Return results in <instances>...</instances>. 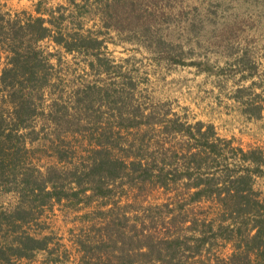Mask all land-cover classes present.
<instances>
[{"label": "rangeland", "instance_id": "rangeland-1", "mask_svg": "<svg viewBox=\"0 0 264 264\" xmlns=\"http://www.w3.org/2000/svg\"><path fill=\"white\" fill-rule=\"evenodd\" d=\"M68 2L0 0L4 18L41 14L51 28L19 50L37 63L32 78L0 88V158L11 162L0 176V264H223L241 217L221 211L215 192H194L253 166L239 149L264 161V0ZM14 90L26 101L19 115ZM196 122L212 125L215 149ZM97 141L125 162L121 175H84ZM252 175L250 196L264 202V174ZM26 235L44 249L17 256Z\"/></svg>", "mask_w": 264, "mask_h": 264}, {"label": "trees", "instance_id": "trees-1", "mask_svg": "<svg viewBox=\"0 0 264 264\" xmlns=\"http://www.w3.org/2000/svg\"><path fill=\"white\" fill-rule=\"evenodd\" d=\"M68 3L75 4V0H69ZM35 12L40 13V10L36 8ZM45 21L47 22V20L41 14L36 17L29 16L23 22H21V20L18 18H4V16L0 14V40L8 42L7 47L3 45V50L9 52L10 54L7 64L0 71L1 89L4 90L7 89L10 85L13 86V82L10 84L8 81L9 79H12L14 81L15 78H21V80L25 79V77H28L29 79L32 78L34 72L32 67L36 66L35 64L37 63L27 60L25 57L21 58L22 56L26 55V50L22 53L19 52V50L22 48L25 49V47L27 46L32 47V44H34L36 41L50 36L51 28L43 25ZM54 40L56 43H60L63 39L56 36L54 37ZM10 43L17 44L9 45ZM66 47L67 50H70L69 43L66 44ZM30 50H32V53H35L33 52V49ZM35 55L36 54L32 55V59L35 58ZM243 78H252V72L243 75ZM21 80L19 79L20 83ZM8 96L12 101V104L14 106L13 110L15 113L18 112L19 115V111L27 110V106L25 103L26 101L22 97V95L18 94L17 90H14L12 92L8 91ZM253 104L255 105L253 106L252 112H254V114L256 115H260L261 111L263 110V105L257 103ZM182 126L183 125L181 124V127ZM202 126L203 123L201 122H196L194 124L196 132L199 134V136L205 139L203 144L207 146V148L215 149L216 144L214 142H209L208 140H206L207 134H213L212 125H208L206 131H201ZM186 130L188 133H190L189 128H186ZM3 132L4 131H1V133L6 137H10V132ZM96 145L97 147H95L91 151L93 154L91 157V162L89 163V167L86 168L87 170L84 175L100 176L102 174V177L108 174L112 178L121 175V170L124 168L125 162L122 160H117L114 158V156H112V154L110 153L109 145H105L101 141H97ZM239 150L242 155V160L249 161L251 164H253V166L246 165L244 167H234L233 171L235 175H231V177L229 176V174H227V177H225L229 182L228 186L220 187L217 181L218 179H215L213 177L208 178V182L204 184V187L194 192V200L199 199L203 193L206 194V192L208 191L212 193L213 191L217 194L216 200L221 211L226 212L228 215H234L239 218L241 217L239 225L234 222L231 228L237 226L236 229H238V231H241L242 233L238 234L240 235L238 241H235L233 235L229 236L230 238H232V242H235L233 243L234 251L227 260L223 261V264H264V202L260 201L256 197V195L253 196L254 198H251L250 196V192L253 193L252 174H264V169L262 167V165H264V161H258L260 157L256 155V153L259 154V152H257L256 150L250 152H244L242 149ZM195 154L196 153H192V157H195ZM130 164L139 165V167L142 166L140 160H138V162H131ZM10 165L11 162L9 160L6 161V159L0 158V176L5 169L10 167ZM226 168L229 169V166L227 165ZM225 180L226 179H224V182ZM195 184V186H197V184L199 183ZM16 212L17 210H15V213ZM246 216L254 218V223L251 225L247 224V222L244 220ZM241 227H243L245 230H242ZM225 228L230 229V226L227 225L225 226ZM0 236L3 237V235ZM23 239H20L21 241H19V244L21 243L24 248L16 247L15 253L18 254L17 256H27V254L24 253L23 249L26 250L28 249V247L29 249L34 250L44 249L45 245H43L41 240L36 239L31 235H26ZM167 240L165 242L172 245L176 244L178 241L176 239ZM195 241H197L200 245H203L208 241V237H206L205 234L200 235L196 238ZM3 256H5L4 252L0 248V258H3ZM205 264L217 263L207 262Z\"/></svg>", "mask_w": 264, "mask_h": 264}]
</instances>
